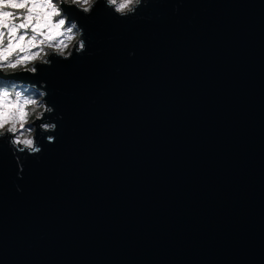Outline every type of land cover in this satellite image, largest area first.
<instances>
[{
	"label": "water",
	"instance_id": "95a60500",
	"mask_svg": "<svg viewBox=\"0 0 264 264\" xmlns=\"http://www.w3.org/2000/svg\"><path fill=\"white\" fill-rule=\"evenodd\" d=\"M69 11L86 51L18 77L56 132L20 176L0 141V264H264V0Z\"/></svg>",
	"mask_w": 264,
	"mask_h": 264
},
{
	"label": "clouds",
	"instance_id": "9594fccd",
	"mask_svg": "<svg viewBox=\"0 0 264 264\" xmlns=\"http://www.w3.org/2000/svg\"><path fill=\"white\" fill-rule=\"evenodd\" d=\"M101 2L124 19L135 16L149 0H0V141L10 146L18 176L23 163L17 153L38 155V131L54 133L58 127L49 119L55 109L47 101L46 81L38 86L18 77L38 75L40 67L51 66L53 57L67 61L83 54L85 30L69 10L90 16ZM45 139L54 143L56 137L49 134Z\"/></svg>",
	"mask_w": 264,
	"mask_h": 264
},
{
	"label": "flooded vegetation",
	"instance_id": "af4514ba",
	"mask_svg": "<svg viewBox=\"0 0 264 264\" xmlns=\"http://www.w3.org/2000/svg\"><path fill=\"white\" fill-rule=\"evenodd\" d=\"M36 94H39V93H36Z\"/></svg>",
	"mask_w": 264,
	"mask_h": 264
},
{
	"label": "rangeland",
	"instance_id": "374dc122",
	"mask_svg": "<svg viewBox=\"0 0 264 264\" xmlns=\"http://www.w3.org/2000/svg\"><path fill=\"white\" fill-rule=\"evenodd\" d=\"M38 95V94H37Z\"/></svg>",
	"mask_w": 264,
	"mask_h": 264
}]
</instances>
